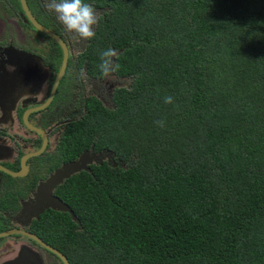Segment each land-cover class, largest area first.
Returning <instances> with one entry per match:
<instances>
[{
    "label": "trees",
    "instance_id": "obj_1",
    "mask_svg": "<svg viewBox=\"0 0 264 264\" xmlns=\"http://www.w3.org/2000/svg\"><path fill=\"white\" fill-rule=\"evenodd\" d=\"M84 2L100 12L77 64L102 78L112 48L130 83L109 106L81 99L58 160L121 165L67 177L72 214L39 227L70 264H264V0Z\"/></svg>",
    "mask_w": 264,
    "mask_h": 264
},
{
    "label": "flooded vegetation",
    "instance_id": "obj_2",
    "mask_svg": "<svg viewBox=\"0 0 264 264\" xmlns=\"http://www.w3.org/2000/svg\"><path fill=\"white\" fill-rule=\"evenodd\" d=\"M25 1L27 8L35 21L55 35L59 36L64 42L68 51V60L65 73L57 85L52 99L45 108H40L49 100L52 94L53 83L62 62V50L52 38L46 36L44 33H41L34 28L32 23L29 22L27 16L25 15L19 0H4V3L7 2V4L10 5L14 11L16 9L20 11V14H22V18L20 20L22 26L26 25V28L29 27L30 31L34 35L33 37H28L22 33V31L20 32V30H22L20 29L19 31H15V33L11 32V38H14V36L16 37L17 35V37L23 36L27 39H30L29 45H31V49L35 52L32 53L42 59L46 68L49 69L50 77L48 78L45 85V92L43 91L44 93H41L42 95L38 96L40 93L37 91L29 92L31 91L32 87L30 90L28 89L25 91L29 94H26L24 91H22L14 101L11 110L7 109L4 105L3 102L6 100L0 98V109H3V113L1 114L2 116L0 117V125L5 127L0 128V253L4 252L1 257L7 254L10 255V258L7 256L5 257V260L2 262L3 264H64V261L57 254L53 253L51 250L47 249L32 238L22 234L27 233L34 235L51 249L61 253L67 261V264H70V260L65 255V253L60 251L55 246V244L58 242L59 235H53V233V236L51 237L45 235V230L39 227V218L45 212L48 213L47 211H53L54 209L51 207L54 203V199L61 198L58 196L57 188L63 184L66 178L63 179L60 184L52 188L51 183L54 182L52 178L55 176V172L59 169L61 170L66 165L79 161L80 159L79 156L76 160L64 162L61 159L58 160L59 157L57 155V146L64 131V126L71 119H73L72 117L74 116L72 115L69 118L63 119L59 123L60 125L57 128V142L54 143V146L52 145L48 135L47 123L51 120L50 118H52L57 113H60L59 108L60 104L62 103V99L66 100V97L71 99V97L75 95L73 94L68 97V95L71 94L69 91L70 86L67 84L66 78L64 79L67 71H69L71 67H74V69H80L82 72H84L86 77L83 80H87V83H90L91 80L97 83H102L105 76H102V78H91L87 75L86 65L84 64V66L80 68V66L77 64L79 55L86 49L89 41H84V45H82L84 48H82L74 58L71 57L70 49L71 47L74 48V45L77 44L75 41H73V39L76 38L73 36V34L68 33L65 30L64 26L58 21L56 13L48 8L47 5L50 3V0H30V3L27 0ZM96 12L98 13L99 18L100 11ZM40 37L45 38L47 42L37 44ZM14 46L15 45L12 47ZM44 46L52 47H50L51 49H46ZM3 50V53L7 51L6 49ZM44 50H46L45 54ZM59 50L61 51L60 64L58 63ZM34 66L42 69V67L32 62L30 65H28V67L33 71L31 75L25 76L23 79L15 80L12 79L11 76L8 77L6 89L8 87L10 88L5 91L6 95L14 88L11 86V84L20 87L22 81L28 80L34 75L40 78V83L42 82L44 73L43 71H40V73L36 71ZM109 75L115 76L114 74ZM66 77L68 80V75H66ZM63 79L65 83L63 82ZM61 82H63L65 86H60ZM38 84L36 83V85ZM119 88H115V90ZM115 90H111L112 93L110 92L111 95L109 103L111 104L112 94ZM29 95L33 99L38 98V100L36 99L34 102L26 104L21 111V126L23 131L26 133V138L29 140V146L27 147L26 145L19 143V148H17L15 143H11V135H8L11 126L15 124V121L11 117V113L15 110L20 111L24 99ZM77 96L82 97V100L92 96L100 100L102 104L106 106L110 105H108V103H103L102 99L94 95ZM38 108L40 109L35 110ZM26 113L28 125L23 119ZM45 115H48V118L43 119V116ZM80 115L77 116V118H79ZM38 117L40 118V121H35V118ZM16 119L18 120V117ZM36 129L43 131L46 135L44 149L42 148L44 143L42 136L37 132ZM13 145L15 147H13ZM89 165L87 166V169H81L79 172L88 171ZM31 199L32 201L29 202Z\"/></svg>",
    "mask_w": 264,
    "mask_h": 264
},
{
    "label": "rangeland",
    "instance_id": "obj_3",
    "mask_svg": "<svg viewBox=\"0 0 264 264\" xmlns=\"http://www.w3.org/2000/svg\"><path fill=\"white\" fill-rule=\"evenodd\" d=\"M98 14V13H97ZM21 18L22 14H20V11L16 9L15 11L13 8L7 4V2L4 3V0H0V98L4 99V105L7 109H10L13 107L14 101L19 96L20 92L30 90L29 92L37 91L40 95H42L45 90V85L47 83L48 78L50 77L49 69L46 68L45 64L43 63L42 59L34 55L32 52H34L31 49V45H29L30 39H27L23 36H14V38H11V32L15 33V31H22L26 36L33 37V33L30 31V28L26 25L21 24ZM19 24V25H17ZM16 29V30H15ZM75 41L74 48L71 47V57L74 58L76 54L84 48V41L79 39H73ZM47 42V40L43 37H40L37 44H41ZM15 45L14 47H12ZM5 47V48H4ZM52 47V46H50ZM49 46H44L46 49H51ZM3 49H6L7 51L5 53ZM35 53V52H34ZM46 53V50H44V54ZM34 63L39 65L41 68H37L34 66L36 71L40 73V71H43V79L40 83V78L36 75L32 76L30 79L22 81L21 86L12 85L14 88L6 95L5 91H7L10 87L6 89V85L8 83V77L11 76L12 79H23L25 76L31 75L33 71L28 67L30 63ZM42 62V66H41ZM33 68V67H32ZM40 69V70H39ZM54 74V73H53ZM68 80L66 77V82L70 86V93L68 97L75 94L71 97V99H68L66 97V100L62 99V103L60 104L59 112L56 115H54L51 120L47 123V131L48 135L50 137V140L52 142V145L54 146V143L57 142V128L59 127V123L66 118L71 117L72 115L77 118L82 112V108L79 106L80 101L82 97L80 96H86V95H94L98 98L102 99L103 103L111 104L109 103L110 95L115 88L119 87H128L129 86V79H122L117 78L115 76L108 75L104 78L102 83H97L93 80L90 81V83H87V80H83L86 76L85 73L82 72L80 69H74V67H71L69 71H67ZM36 83H40L36 85ZM35 85V86H34ZM6 89V90H5ZM112 90V91H111ZM44 91V92H43ZM23 92V93H24ZM80 92V93H78ZM111 92V93H110ZM26 93V92H25ZM42 93V94H41ZM26 94H29L28 92ZM29 97V98H28ZM27 98L24 99V102L22 104V108H20V111H14L11 113V117L15 121V124L11 126L10 131L8 135H11V143L16 144L17 148H19V143H22L23 145L29 146V140L26 138V133L23 131V128L21 126V111L25 107L26 104L30 102H34L38 98H31L29 95ZM72 103V106H71ZM76 107V108H75ZM3 113V109H0V117ZM48 115L43 116L45 118ZM18 117V120L16 119ZM42 118V117H41ZM40 121V118H35V121ZM0 128H5L2 125H0ZM52 146V147H53ZM13 147H15L13 145ZM82 162H80L81 169H87V166L89 164H99L101 162H107L109 165L117 166L121 165V162L116 160L114 155L110 152H101L99 154H96L92 151H88L83 153ZM84 158V159H83ZM68 168L65 171V174L69 176L70 174H73L75 172H78L79 170L73 171L69 173L72 169L75 170L79 168V165H76V163L67 165ZM70 166V167H69ZM80 169V170H81ZM60 170V169H59ZM62 171V169H61ZM66 176V177H67ZM62 182V181H61ZM29 200V202H31ZM4 252L0 253V264H3V260H5V257L7 256L10 258V255H1Z\"/></svg>",
    "mask_w": 264,
    "mask_h": 264
},
{
    "label": "clouds",
    "instance_id": "obj_4",
    "mask_svg": "<svg viewBox=\"0 0 264 264\" xmlns=\"http://www.w3.org/2000/svg\"><path fill=\"white\" fill-rule=\"evenodd\" d=\"M48 8L56 13L58 21L68 33L82 41H91L95 38V26L98 24V14L95 8L85 3L84 0H50ZM101 63L99 65L103 76L119 70V63H114L113 58H118V53L112 48L99 52ZM166 104H172L173 98H164ZM161 126L163 122L161 121Z\"/></svg>",
    "mask_w": 264,
    "mask_h": 264
},
{
    "label": "water",
    "instance_id": "obj_5",
    "mask_svg": "<svg viewBox=\"0 0 264 264\" xmlns=\"http://www.w3.org/2000/svg\"><path fill=\"white\" fill-rule=\"evenodd\" d=\"M19 2H20V5H21L22 9L24 10L25 15L27 16L29 22L32 23L34 28L36 30L40 31L41 33H44L46 36L52 38L55 41V43H57L59 45V47L61 48V50H62V62H61L60 69H59V71H58V73H57V75L55 77L54 83H53L52 94H51L49 100L42 107H40V108H45L48 105V103L50 102V100L52 99V97L54 95V91L57 88V85L59 84L61 78L63 77V75L65 73V69H66V66H67V60H68V51H67L66 45L64 44V42L61 40V38L59 36L55 35L54 33H52L51 31H49L48 29H46L45 27L41 26L39 23H37L35 21V19L32 17V15L30 14V11L27 8L26 1L25 0H19ZM40 108L35 109V110H39ZM35 110H32V111H35ZM26 116H27V113L24 115L23 119H24V122L28 125ZM36 130L42 136V139H43V142H44L42 148L44 149L45 143H46V135H45V133L43 131H40L38 129H36ZM82 156H80L79 161L74 162V163H76V165H79V168H77L75 170L72 169L69 173H71L73 171H76V170L80 171V169L82 168L80 166V162H82V158H81ZM71 164H73V163H71ZM67 168H68V166L66 165V166H64L62 168V171L58 170V171L55 172V176H53V178H52L54 180V182L51 183V187L52 188H54L56 185L60 184L63 179H65V178L69 177L70 175H72V174H70L69 176H67L65 174V171H66ZM51 208L54 209V210H57V211H64V212L67 211V212H70L72 214V212L69 210V208L63 202H61L58 199H54V203L52 204ZM20 233H22V232H20ZM22 234L26 235L29 238H32L33 240H35L36 242L40 243L41 245H43L47 249L51 250L53 253L57 254L64 261V264H67V261L65 260V258L62 256L61 253H59L58 251H56L54 249H51L49 246L45 245L43 242H41V240L36 238L34 235L27 234V233H22Z\"/></svg>",
    "mask_w": 264,
    "mask_h": 264
}]
</instances>
